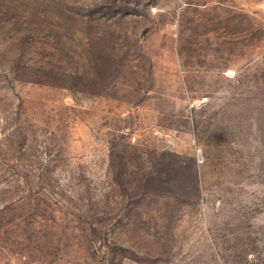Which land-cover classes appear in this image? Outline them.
Listing matches in <instances>:
<instances>
[{
	"label": "rangeland",
	"instance_id": "rangeland-1",
	"mask_svg": "<svg viewBox=\"0 0 264 264\" xmlns=\"http://www.w3.org/2000/svg\"><path fill=\"white\" fill-rule=\"evenodd\" d=\"M0 264H264V0H0Z\"/></svg>",
	"mask_w": 264,
	"mask_h": 264
}]
</instances>
